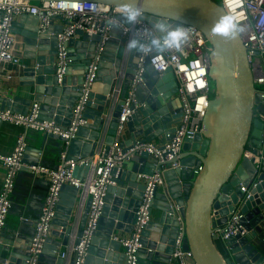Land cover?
I'll use <instances>...</instances> for the list:
<instances>
[{
	"label": "water",
	"instance_id": "95a60500",
	"mask_svg": "<svg viewBox=\"0 0 264 264\" xmlns=\"http://www.w3.org/2000/svg\"><path fill=\"white\" fill-rule=\"evenodd\" d=\"M64 1L97 2L111 7H121L127 2ZM141 2L146 9L143 19L150 25L153 26L158 18L169 17L175 24L192 25L204 34L210 46L208 77L213 93L203 118V132L185 139L179 166L164 170L165 183L154 190L151 219L143 226L136 264H178L171 255L180 220L185 223V248L192 252V257L187 259L188 264H264V253L251 241V234H256L259 225L264 222V161L257 163L256 158L249 155L264 147V122L255 116L262 96L255 86L240 31L237 27L233 35L225 36L214 30L217 21L228 14L217 0ZM118 17L130 24L123 16ZM25 19L32 20L33 25L22 30L21 22ZM40 23L39 16L30 13L19 15L13 23L16 36L14 54L26 63L21 71L20 86L26 89L22 95L15 92L0 97V108L26 114L37 103L40 119L53 120L61 128L67 129L75 116V106L84 95L83 83L88 63L96 55L100 35L77 30L76 36L67 41L72 63L60 77L56 56L58 34L63 31L64 23L56 25L53 19L43 32L39 31ZM110 35L99 61L95 81L81 110L80 118L84 123L78 127L76 136L68 139L56 133L44 132L40 148L28 145L24 163L28 162L29 155H35L34 165H41L43 147L48 138L64 142L68 159L93 157L97 151L101 153L103 147V152L108 154L116 141L118 118L141 56V52L136 50L130 51L129 55L124 53L119 27H113ZM85 50L88 51L86 55L83 54ZM156 53L154 50L145 57L146 71L136 90L139 105L126 123L129 138L120 140V146L125 151L138 139L153 141L163 132L171 138L181 121L183 109L176 97V76L172 69L163 73L154 70L150 57ZM77 61L84 63V70L72 76V64ZM118 78L123 82L115 100L112 92L119 82ZM23 103L27 108H23ZM2 123L0 119V126ZM131 162V168L126 165L118 173L116 168L112 170L115 184L108 188L106 203L84 264L128 262L124 246L115 237L119 236L120 230L129 234L134 231L146 186L139 174H153L161 170L158 159L147 151L135 154ZM88 172L89 166L74 169V175L79 178ZM82 201L79 188L63 185L52 226L53 234L62 237V240L48 237L37 264H63L64 258L58 253L62 246L69 244L73 233L75 245L80 244L91 198L87 197L84 203ZM81 208L79 215L77 211ZM235 211L242 215L240 224L248 233L228 238L230 252L224 255L215 230L224 226ZM37 222L38 218L35 219L34 233ZM24 224H28L25 219L19 220L14 231L17 233L21 230L19 233H23ZM25 238L32 240L30 236ZM29 249L30 245L23 248L14 242L4 250L0 264H27L31 255ZM70 264H74V260Z\"/></svg>",
	"mask_w": 264,
	"mask_h": 264
},
{
	"label": "built area",
	"instance_id": "2783aa9c",
	"mask_svg": "<svg viewBox=\"0 0 264 264\" xmlns=\"http://www.w3.org/2000/svg\"><path fill=\"white\" fill-rule=\"evenodd\" d=\"M226 10L228 15L234 18L243 42L247 48L250 66L253 71L255 86L260 90L262 101L255 111V116L264 122V0H217ZM100 9H104L101 11ZM120 7L88 2V1H42L33 2L30 0H0V81L2 78L10 80L16 73H21L26 63L14 54L16 36L13 31V23L16 18L24 13L37 15L40 18L39 31L43 32L50 25L51 21L60 18L64 23V29L58 34V53L56 63L57 73L61 77L68 66L72 63L68 54L67 41L76 35L81 29L88 34H99L100 40L96 44V55L88 63V71L84 79V95L76 104L75 116L67 129L58 126L55 121L40 119L39 105L36 103L29 113H21L11 109L0 108V119L3 122L20 126L15 147L11 153L0 152V164L6 167V174L0 192V244L2 243V230L6 225L7 215L12 207L11 194L15 188L16 176L25 166L24 155L28 147L27 131L29 129L39 130L47 133H56L65 138L76 136L77 129L84 123L80 118L81 110L88 98V93L95 81L99 68V61L102 56L105 44L110 38V31L113 27L121 29V42L124 53L129 55L127 43L135 36L143 34L150 37L154 28L144 19L136 23L126 24L119 19ZM188 32V39L180 50L169 49L157 51L150 57V64L155 71L163 73L172 69L178 82L177 96L181 102L183 114L181 121L176 125L175 132L165 142L154 141L137 142L126 151L120 146V139L130 116L134 113L138 101L136 90L142 75L146 71L145 57L149 53H141L135 67L134 78L127 88L125 103L118 118V129L116 141L110 147L108 154L101 152L96 157L68 159L66 151H63L59 162L55 166L29 165L31 172L44 175L49 180L48 191L44 198L41 214L38 218L35 233L30 242V257L27 264H37L46 239L50 236L53 219L60 200L62 187L65 184L73 185L82 193V203L87 197L91 198V207L87 213V220L84 227L81 242L74 245L70 250L75 252L74 264H84L88 247L98 227V220L106 203L108 188L114 184L112 170L117 173L126 167L135 154L147 151L158 159V166L153 174H139V177L146 182L141 199V205L137 211V221L132 234L128 236H116L125 248L128 256L127 264H136V252L141 247V236L143 226L151 219L150 206L157 186L164 185L163 171L179 166V157L182 153L183 144L186 138H194L196 134L203 132V118L213 93L212 84L208 77V54L210 46L204 34L196 27L188 24L182 25ZM114 88L112 95L118 99L122 88L123 79ZM168 136V135H167ZM257 163L264 159V150L250 152ZM169 163V164H168ZM78 166H89V172L81 178L74 175V169ZM255 186V184H254ZM245 191V188H243ZM249 195H247L248 197ZM242 215L235 211L228 222L215 230L218 240L227 253L230 247L227 239L232 236L246 235L248 231L240 224ZM264 241V236H263ZM186 229L183 220L179 223V232L176 237L175 248L172 259L178 264H188V258L192 252L185 248ZM69 251H63L62 257H66Z\"/></svg>",
	"mask_w": 264,
	"mask_h": 264
},
{
	"label": "crops",
	"instance_id": "0c3cea01",
	"mask_svg": "<svg viewBox=\"0 0 264 264\" xmlns=\"http://www.w3.org/2000/svg\"><path fill=\"white\" fill-rule=\"evenodd\" d=\"M55 24H62V20L60 18L55 19ZM32 20L25 19L21 22L20 29L25 30L26 26H32ZM76 36V35H75ZM88 51H84L83 54L86 55ZM135 57V56H134ZM72 76L78 75L80 72L84 70V63L81 61L74 62L72 64ZM20 76L21 73H16L10 80L2 78L0 81V97H5L9 94L17 93L22 95L23 91L26 89L25 87L20 86ZM174 89V88H173ZM178 98V96L176 95ZM1 104V101H0ZM23 108H27L25 103L22 104ZM258 109V107H257ZM256 109V110H257ZM19 112V111H18ZM22 130L20 126L11 124L9 122H3L0 126V152L1 153H11L15 147L17 136L19 132ZM157 130H155V133ZM43 131L29 129L27 131V139L28 145L36 148H40L43 140ZM158 134V133H157ZM129 138V132L125 128L123 135L120 140H126ZM141 138V137H140ZM168 139V136L163 132L159 134L155 140L156 143L165 142ZM112 147V146H111ZM264 150V147H263ZM66 151L64 142L58 140L56 138H48L45 146L43 147V154L41 157V164L47 166H55L59 160L61 153ZM104 151V147L101 152ZM99 152L95 154L94 157L97 156ZM36 159L35 155H29L28 162L25 163L23 170H20L16 176V184L11 194L12 198V207L7 215L6 225L4 226L1 236L2 243L0 244V257H3L5 253V249L12 245L14 242L19 244L21 247H27L30 245V240L25 238V236H30V238L34 235V223L35 219L39 218L44 198L48 191L49 180L44 175L34 174L28 168L29 165L35 164L33 160ZM264 161V159H263ZM150 163H147V165ZM133 162H128L127 167L131 168ZM6 174V167L0 164V192L2 190L4 178ZM82 173H80L81 175ZM115 184V183H114ZM82 208L77 211V214L81 212ZM25 219L28 224H24L23 233L18 231L17 233L14 231L15 224L19 222V220ZM259 231H256V234H251L252 243L257 246L260 251L264 253V222L259 225ZM53 227L51 230V234L49 237L53 239H60L62 237L55 236L53 234ZM21 234H23L21 236ZM119 236H128L130 235L125 230H120L118 233ZM75 233L71 235L69 239V244L67 246H62L58 253V256H61L63 251H69L68 255L64 258L63 264H70L72 260H74L75 252L70 250L75 245Z\"/></svg>",
	"mask_w": 264,
	"mask_h": 264
},
{
	"label": "clouds",
	"instance_id": "9594fccd",
	"mask_svg": "<svg viewBox=\"0 0 264 264\" xmlns=\"http://www.w3.org/2000/svg\"><path fill=\"white\" fill-rule=\"evenodd\" d=\"M145 13L146 9L141 0H127L119 9V15L130 23H136L143 19ZM153 28L155 31L150 37H145L143 34L135 36L128 41L127 48L149 54L154 50H180L188 39L189 34L186 29L182 25L175 24L174 20L169 17L156 19ZM214 30L222 35L230 36L237 31V25L233 17L225 14L214 25Z\"/></svg>",
	"mask_w": 264,
	"mask_h": 264
},
{
	"label": "trees",
	"instance_id": "16d2710c",
	"mask_svg": "<svg viewBox=\"0 0 264 264\" xmlns=\"http://www.w3.org/2000/svg\"><path fill=\"white\" fill-rule=\"evenodd\" d=\"M258 108L263 109L261 106H258ZM218 245H219V248H220V250L222 251V253H223L224 255H227V252H226V250L223 248V246H222V244L220 243V241H219Z\"/></svg>",
	"mask_w": 264,
	"mask_h": 264
}]
</instances>
